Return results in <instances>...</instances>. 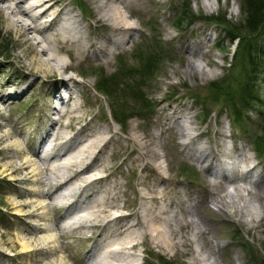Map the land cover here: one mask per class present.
I'll list each match as a JSON object with an SVG mask.
<instances>
[{
	"label": "rangeland",
	"instance_id": "374dc122",
	"mask_svg": "<svg viewBox=\"0 0 264 264\" xmlns=\"http://www.w3.org/2000/svg\"><path fill=\"white\" fill-rule=\"evenodd\" d=\"M104 1L66 0L65 8L97 36H112L104 27L99 28L94 18V13L99 15L97 6ZM127 1L124 13L134 26L131 39L112 52L107 58L109 65L99 56H92L93 49H90L75 66V77L80 80L77 97L83 105L78 115L82 119L67 131L84 133L88 128L100 126L105 136L112 137L96 165L102 175L107 176L101 187H109L114 199L109 208L124 215L115 222V228L137 222L143 204L150 214L160 217L157 225L164 230L166 225L162 220L170 217L171 211H179L181 218L189 219L185 205L200 203L199 213L196 210L193 213L203 233L195 238L196 229L182 231L180 227L173 238L178 240L181 235L196 241L192 248L200 261H195L187 252L189 246L178 247L177 252L183 253L179 255L175 249L162 250L150 244L139 235L138 229L132 234V231H124L116 236L117 242L133 237L138 243L134 249L127 250L125 261L130 264H212L205 251L215 244L218 246L214 253L217 264H264V215L258 210L257 222L251 228L252 223L244 222L246 217L239 219L236 213L221 216L210 202L212 198H226L227 189H232L229 182L222 180V175L239 176L250 165L255 168L246 173L247 180L264 187V66L257 65L255 74L252 67L247 66L248 60L234 59L237 40L231 42L229 36L230 32L247 36L256 48L263 49L259 55L264 56V25L260 33L246 29L240 7L243 0ZM92 40L97 47L102 43L97 38ZM19 42L20 38L0 14V84H9L3 90L6 93L15 94L26 88L20 97L2 106L0 125L9 142L18 141L32 147L40 144L43 137L46 139V129L55 114L46 109L45 101L59 83L51 76L56 69L47 67L40 70L39 76L45 74L43 79L36 81L30 72L35 69L29 62L31 55ZM204 44L206 47L202 46ZM188 46L201 49L203 57L188 54ZM63 57L67 60L66 55ZM188 59L203 69L202 75L189 73ZM250 81H253L254 95L249 102L241 103V91ZM174 110L191 118L193 128L187 131L189 136L202 134L187 145L189 156L183 151L187 137L178 135L175 128L165 124V116ZM13 131L21 132L17 140L9 137ZM135 132L147 135L157 157L149 155L138 161L139 152L127 141L128 135ZM153 133L159 134L154 143ZM203 145L213 152L201 165L218 171L221 176L216 178L219 182L216 189L210 186L212 178L208 170L200 168L195 159ZM13 150L14 146L0 144V264L100 263L105 244L98 238L104 237L107 229L88 227L71 231L64 227V221L74 212L56 208L54 203L64 205L65 187L54 191L57 186L53 184L57 180L44 173L41 164L37 165L36 177L43 184L22 180L15 173L8 175L4 165L19 161L18 155L9 153ZM238 151L247 158L238 161L233 170L227 153ZM34 191L50 193L49 198L41 195L46 209L34 211L36 202L14 207V200L25 203L36 199L29 193ZM182 199L186 204L181 203ZM251 205L253 210L257 208L256 203ZM14 209L21 214H16ZM44 226L46 232L30 230ZM42 232L48 235L47 241H27L29 234ZM151 233L154 236L155 233ZM21 241L28 243L31 251L21 253ZM152 242L157 241L154 238Z\"/></svg>",
	"mask_w": 264,
	"mask_h": 264
},
{
	"label": "bare ground",
	"instance_id": "6f19581e",
	"mask_svg": "<svg viewBox=\"0 0 264 264\" xmlns=\"http://www.w3.org/2000/svg\"><path fill=\"white\" fill-rule=\"evenodd\" d=\"M127 5V0H105L97 6V14L99 15L96 16L94 13L97 26L99 28L104 27L112 34V36H97L89 29V26H83L74 14H69L71 12L65 8L66 0H0V14L4 15L8 21V26L20 38V45L24 46L28 55H31L29 62L35 69L30 70V72L34 75L36 81L39 78L43 79L45 74L43 72V75L39 76L41 74L40 70L47 67L56 69L51 76H53L52 80L55 83H59L54 85L51 94L47 96L45 101L46 109L52 111L55 116L46 129V139L43 137L40 144L31 147L27 143L21 145L18 141L9 142L3 126L0 125V144L5 147L14 146V150L9 153L19 156H17L18 162L9 161L4 167L8 170V175L15 173L21 176L20 179L22 180H32L37 184H43L36 177L38 174L37 165L41 164L43 172L51 174L52 179L57 180V183L53 184L57 187L53 190L65 187L67 191L66 197L64 196V205L59 202L54 203L56 208L64 207L66 212H74L73 215L64 221V227L67 226L71 231L88 227L97 230L107 229L108 233L104 237L98 238L100 243L105 244L104 254L98 264H130V262L125 261L124 255L127 250L134 249L138 243L133 237L121 239V241L117 242L116 236L121 235L124 231H132V234L134 229L140 230L139 235L144 240H148L150 244L152 243V245L158 247V249H175L174 252H177L176 249L178 247L189 246L188 254L193 260L200 261L197 252L192 248V244L196 241L181 235H177L178 240L173 239L180 227L182 231L184 229H196L194 237H201L203 233L201 230L202 226L193 213L194 210L199 213L198 206L200 203L185 205L184 208L187 216L190 217L189 219L181 218L179 211H171L170 217L162 220V224L166 225L163 227L164 230L160 229V225H157L160 217L156 214H150L149 208L143 204L137 222L124 223L121 224L119 229L115 228V222L124 215H118L115 213L117 210L109 208L114 199L110 195L109 187H101V182L107 176L102 175V171L96 165L99 155L105 150L112 137L105 136V132L100 126L88 128L84 133L78 131L70 134L67 131L79 124L82 119V116L78 115L82 113L83 105L77 97L78 82L80 80L75 77L77 72L75 66L88 55L90 49H93L92 56H99L109 65L107 58L123 42H128L132 36L131 30L134 29V26L131 25L129 15L124 13ZM93 38L100 39L102 43L97 47L92 40ZM202 46L206 47V44ZM186 52L190 55L197 54L200 58L203 57L201 49H193L188 46ZM63 55H66L67 60ZM187 61L189 73L194 74L197 72L200 75L203 74V69H200L193 60L188 59ZM57 77L60 78L57 79ZM8 86V83L0 84V109L9 100L20 97L26 91L25 88L15 94L11 91L3 92ZM176 111L174 110L171 114L165 116V124L175 128L178 135L187 137L188 140L184 142L183 151L189 156L190 149L187 148V145L195 139H199L202 134L189 136L187 131L193 128L191 118ZM55 127L56 131H54ZM12 133L9 137L15 138V140L21 136V132L15 133L13 131ZM158 138V133L151 135L153 143ZM127 141L133 143L136 151L139 152L138 161H143L149 155L157 157V154L149 146V139H147L146 134L135 132L133 135H128ZM41 152L44 154L41 155ZM212 152L207 146L203 145L200 148V155H197L195 159L203 170H208V168L205 169L201 163L205 158H209ZM190 155L192 156L193 154ZM227 158L231 159L229 166L235 169L238 161H243L247 157L242 151H238L236 154L235 152H228ZM253 169L254 166L248 167L244 174L235 175L231 178L222 175V180L229 182L232 189H227L226 198H212L210 201L214 204L215 211L219 215L231 216L236 213L239 219L246 217L244 222L252 223L250 224L251 228L257 222L255 216L260 214L258 210L264 215V187L259 182L252 183L248 181L246 176V173L251 172ZM208 173L212 178L210 186L216 189L219 184L216 178L221 176L218 171L208 170ZM71 183L75 184V186L70 188L69 185ZM111 190H114V188L111 187ZM29 193L35 196L36 199L25 203H19L14 200L12 202L14 207L30 206L32 202H36L33 206L34 211L46 209V204L42 202L41 195L49 198L50 193L35 191L34 193ZM37 196H40V198ZM252 202L257 204L255 211L251 207ZM181 203L186 204V201L182 199ZM14 210L16 214H21L16 209ZM201 217L205 218L204 215H201ZM30 230L36 233L46 232L47 227H37V229L31 227ZM45 232L38 235L31 233L26 239L30 242H45L48 240L46 239L48 235H44ZM151 232L155 233L154 236ZM153 237L157 241L156 243L154 242L155 244L152 242L154 240ZM120 238L123 237L120 236ZM90 239L89 236L88 240ZM18 240L21 239L18 238ZM20 243L21 253L31 251L28 243L24 241ZM216 247L218 248L214 244L205 251L208 258L212 259V264H217L218 261L214 256ZM177 253L179 255L183 254ZM46 264L57 263L48 262Z\"/></svg>",
	"mask_w": 264,
	"mask_h": 264
},
{
	"label": "trees",
	"instance_id": "16d2710c",
	"mask_svg": "<svg viewBox=\"0 0 264 264\" xmlns=\"http://www.w3.org/2000/svg\"><path fill=\"white\" fill-rule=\"evenodd\" d=\"M240 7L244 15V25L246 29H248L251 33L254 32L260 33L259 31L264 25V0H243L242 5H240ZM229 36L231 42L237 40V48L233 55L234 59L248 60L247 66L252 67L253 73H255L257 69L256 68L257 65L261 66L263 64L262 66H264V56L263 54L259 55V52L263 51L262 48L261 49L256 48L255 44H253L251 40L249 41L246 38L247 36H242L240 33L233 34L232 32H230ZM243 62L245 61L243 60ZM250 82L251 83H246L245 90L241 91V95H242L241 101H243L241 103L249 102L252 95H254V90L251 86V84H253V81ZM105 89L107 88L105 87ZM236 116L237 114H235V118H237ZM263 135H264V123H263ZM256 143H259V141L257 140Z\"/></svg>",
	"mask_w": 264,
	"mask_h": 264
}]
</instances>
